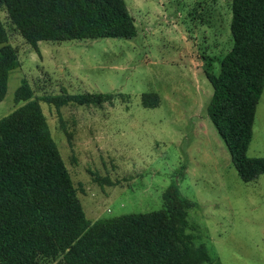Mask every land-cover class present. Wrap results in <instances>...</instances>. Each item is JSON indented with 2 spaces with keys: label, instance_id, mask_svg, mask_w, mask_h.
Instances as JSON below:
<instances>
[{
  "label": "rangeland",
  "instance_id": "374dc122",
  "mask_svg": "<svg viewBox=\"0 0 264 264\" xmlns=\"http://www.w3.org/2000/svg\"><path fill=\"white\" fill-rule=\"evenodd\" d=\"M123 2L133 39L38 42L37 51L0 6L18 62L0 118L39 105L88 222L158 210L176 185L192 204L186 233L196 245L220 264H264V177L240 180L206 114L205 73L217 75L232 47L231 0ZM20 87L26 101L15 98ZM93 94L111 98L99 106L74 98ZM143 96H156L157 107L144 108ZM247 156L264 158V87Z\"/></svg>",
  "mask_w": 264,
  "mask_h": 264
},
{
  "label": "trees",
  "instance_id": "16d2710c",
  "mask_svg": "<svg viewBox=\"0 0 264 264\" xmlns=\"http://www.w3.org/2000/svg\"><path fill=\"white\" fill-rule=\"evenodd\" d=\"M27 45L38 42L122 39L136 29L123 0H0ZM232 47L211 86L206 114L243 183L264 177V158L247 156L256 106L264 87V0H231ZM0 22V101L18 67ZM29 89L15 92L18 101ZM99 106L109 94L75 96ZM142 97L144 108H156ZM103 182L109 184L107 179ZM160 209L90 223L75 196L58 147L39 105L27 102L0 118V264H220L196 245L188 228L192 204L176 185Z\"/></svg>",
  "mask_w": 264,
  "mask_h": 264
}]
</instances>
